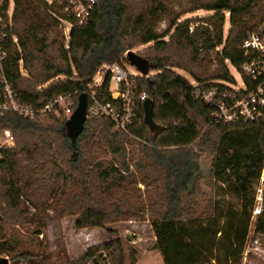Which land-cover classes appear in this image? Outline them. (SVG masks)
<instances>
[{
  "label": "trees",
  "instance_id": "obj_1",
  "mask_svg": "<svg viewBox=\"0 0 264 264\" xmlns=\"http://www.w3.org/2000/svg\"><path fill=\"white\" fill-rule=\"evenodd\" d=\"M169 1L97 0L88 22L72 26L65 47L43 0H14L18 43L7 44L2 72L21 104L40 108L60 94L77 101L103 65L124 59L140 75L138 89L153 100L154 121L163 128L152 134L140 106V122L130 127V134L148 145H140L133 159L125 147V133L102 117L88 116L72 145L65 119L0 114V127L9 129L15 140L0 160V258L4 254L10 264H51L44 246L30 245L14 228L34 224L22 211L24 197L35 209L41 203L48 206L54 218L76 216V229L148 220L156 237L154 247L165 264H206L201 234L196 236L190 223L214 211L213 200L200 194L201 184L223 179L241 203L240 211L230 213L225 229L217 232L225 244L223 264L242 247L253 185L264 164V118L248 124L216 123L213 108L195 91L212 81L233 82L224 61L237 68L244 60L240 45L264 15V0H190L189 7L175 15ZM197 9L214 13L206 18L205 27L195 26L190 32V22L179 18ZM224 12L229 13L230 24L226 35ZM164 17L166 28L157 33L154 24ZM128 40L152 43L154 50L166 54L143 59L132 53V64L124 57ZM213 49L219 67L207 75L195 72L193 68L206 60L200 52ZM173 68L187 71L197 85ZM108 78L97 91L99 98H108ZM86 104L88 108V98ZM39 221L43 223V218ZM258 226L264 231V211ZM33 233L42 231L37 228ZM129 257L134 264L132 251ZM124 258L116 236L88 247L67 264H124Z\"/></svg>",
  "mask_w": 264,
  "mask_h": 264
},
{
  "label": "built area",
  "instance_id": "obj_2",
  "mask_svg": "<svg viewBox=\"0 0 264 264\" xmlns=\"http://www.w3.org/2000/svg\"><path fill=\"white\" fill-rule=\"evenodd\" d=\"M50 15L62 29L68 41L74 24L84 25L90 19L97 0H43ZM14 0H0V114L15 113L22 117L53 115L66 121L74 112L77 101L70 94L58 95L53 101L40 108L33 109L19 102L14 91L3 74L7 56V44L18 43L14 33ZM240 48L244 60L236 68L227 63L235 72L233 82L212 81L195 91V96L206 106L213 108L212 120L216 123L248 124L264 118V15L257 27L247 33ZM127 53V52H126ZM126 53L124 57H126ZM124 61L103 65L88 84L85 93L89 101L87 117H102L112 122L115 130L130 134V127L140 122L139 108L147 98L140 92L134 69L130 71ZM19 70L23 72L21 61ZM108 78V98H99L97 91ZM15 146L12 132L0 127V160L3 150ZM264 164L254 192L253 207L244 242L235 257H228L225 264H264V231L258 226L263 213Z\"/></svg>",
  "mask_w": 264,
  "mask_h": 264
},
{
  "label": "rangeland",
  "instance_id": "obj_3",
  "mask_svg": "<svg viewBox=\"0 0 264 264\" xmlns=\"http://www.w3.org/2000/svg\"><path fill=\"white\" fill-rule=\"evenodd\" d=\"M190 0H170L169 8L171 9L173 15L181 12L183 9L189 7ZM203 3H209L213 0H199ZM214 12L197 9L191 12L184 13L180 16L179 20H188L190 22V32L195 26L205 27L207 25L206 18L212 15ZM50 14V13H49ZM224 25L223 33L227 34L230 24H229V13L224 12ZM167 25V19L164 17L162 20L154 24L155 31L157 33H162ZM57 29L60 35L64 38L65 47H67L68 41L65 39L62 29L57 23ZM51 36H54L53 31ZM128 48L125 53L130 50L133 54L142 57L143 59H148L150 56H163L166 52H159L154 50L152 43L137 44L132 43L128 40ZM218 50L221 47L217 48ZM215 49L209 50L208 52H200V57H205V61L201 67L193 68L198 74L206 73L209 74L219 67L218 61L215 58ZM168 53V52H167ZM170 54V52H169ZM124 65L132 72L134 69L129 67L127 62L123 59ZM227 66L230 75L237 78L235 72L229 66V64L224 61ZM195 67V66H192ZM173 70L180 75L184 76L192 85H197L196 81L191 77V75L182 69L173 68ZM155 72H150V75H154ZM232 76V77H233ZM205 128H202L203 132ZM126 135V150L128 153H132V158L138 157L140 145H148L146 141L137 138L134 135ZM104 157V156H102ZM107 158L110 155H106ZM141 190L144 186L139 184ZM257 187V182L253 185V196L255 188ZM200 194L204 195L205 198H211L213 200L214 211L211 216L194 220L190 223L191 228L196 231V236L201 234V239L203 247L205 246V257L204 261L206 264H223L224 261V251L225 244L223 243L222 235L217 233L219 230L222 232L226 227V220L230 213L240 211V199L232 192V187L229 182L223 181H211L210 185L201 184ZM31 199L35 200V196H30ZM21 208L26 215L27 222L34 221V224H23L19 226H14V228L19 232L20 238L25 239L32 246H44L47 253L50 255L51 264H67L68 259H74L78 257L85 249L90 246L101 244L107 241L109 238H114L119 236L122 248L124 247L125 252H133V257L135 259V264H156V261L151 255V250L154 248V233L150 226L148 220H125L113 223H108L104 228L91 227L84 229H76L74 227L76 216H63L60 218L52 217V211L48 206L41 203L38 208L35 209L31 203V200H26L24 197L21 198ZM263 211H264V195H263ZM252 208V207H251ZM47 215V216H46ZM39 217L43 218V223L40 221L37 223ZM30 223V222H29ZM188 224V223H187ZM41 229L42 233L35 235L33 231L35 229ZM107 229L115 230V233L110 234ZM2 234L0 233V236ZM155 244V243H154ZM1 254V257L6 258ZM10 264V263H6ZM24 264V263H22ZM126 264H129L127 259ZM158 264V263H157Z\"/></svg>",
  "mask_w": 264,
  "mask_h": 264
},
{
  "label": "water",
  "instance_id": "obj_4",
  "mask_svg": "<svg viewBox=\"0 0 264 264\" xmlns=\"http://www.w3.org/2000/svg\"><path fill=\"white\" fill-rule=\"evenodd\" d=\"M126 55L131 59V63L133 64L134 60H133L132 52L128 51ZM142 113H143V122L152 134L158 132L163 128L161 125L157 124L154 121V102L151 98L147 97L142 102ZM86 119H87L86 95L80 94L77 98V105L74 112L66 121L68 136L72 141V145H74L75 139L82 132L83 125ZM6 263H7L6 258L1 257L0 264H6Z\"/></svg>",
  "mask_w": 264,
  "mask_h": 264
},
{
  "label": "crops",
  "instance_id": "obj_5",
  "mask_svg": "<svg viewBox=\"0 0 264 264\" xmlns=\"http://www.w3.org/2000/svg\"><path fill=\"white\" fill-rule=\"evenodd\" d=\"M154 233V232H153ZM155 236V235H154ZM119 237V236H118ZM109 239H112V238H109ZM108 239V240H109ZM156 242V237H154V241H153V245L154 243ZM98 245V244H97ZM94 246V245H93ZM123 251H124V255H125V258H124V264H126L127 262V259L129 261V264H130V257L128 258V254L125 252V249L123 247ZM154 260L156 261V264H165L164 261H163V258H162V255L160 254V252L154 247L152 250H151V255ZM135 264V263H134Z\"/></svg>",
  "mask_w": 264,
  "mask_h": 264
}]
</instances>
